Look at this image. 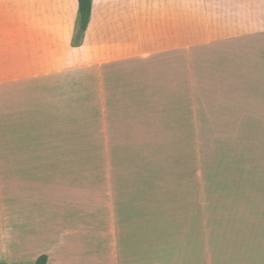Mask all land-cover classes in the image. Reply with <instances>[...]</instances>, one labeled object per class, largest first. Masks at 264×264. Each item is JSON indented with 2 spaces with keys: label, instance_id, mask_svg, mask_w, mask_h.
<instances>
[{
  "label": "crops",
  "instance_id": "0c3cea01",
  "mask_svg": "<svg viewBox=\"0 0 264 264\" xmlns=\"http://www.w3.org/2000/svg\"><path fill=\"white\" fill-rule=\"evenodd\" d=\"M76 24L77 0H0V263L264 264L249 235L264 226L260 188L243 220L224 172L44 162L120 142L142 110L166 112L156 120L181 126L183 145L186 126L215 134L257 109L264 2L93 0L75 46Z\"/></svg>",
  "mask_w": 264,
  "mask_h": 264
},
{
  "label": "rangeland",
  "instance_id": "374dc122",
  "mask_svg": "<svg viewBox=\"0 0 264 264\" xmlns=\"http://www.w3.org/2000/svg\"><path fill=\"white\" fill-rule=\"evenodd\" d=\"M241 11L243 10L238 9L239 14ZM259 46L262 48L260 52L264 50V45ZM257 71L258 75L262 74L261 80H263L260 83L261 86L256 85L254 89V103L258 110L231 112L228 123L219 127L215 134L207 127L186 126L182 145L181 126L173 125L162 119L156 120L159 115L164 117L166 112L148 113L142 110L134 113L135 117L133 113L127 116L125 119L127 128L122 130L119 138H115L120 142L100 143L97 141L101 138L95 137L92 143L69 145L68 148L71 151H66L80 155L76 158L46 160L44 161L45 166L184 167V169L224 172L215 177L216 182L219 179L216 184L223 185V187L242 185L240 186L242 194L239 199L241 206L236 208L238 212L236 217L244 220L247 214L252 216L256 212L257 205L254 196H256L257 188L263 190L260 204L264 208V62L260 67L257 66L255 72ZM62 122H70V120L63 119ZM110 140L114 139L110 138ZM182 149H184V161L181 159ZM8 150H11L10 144ZM181 170L183 169L170 171ZM242 197H246V206H242L244 203ZM260 222L264 224V219ZM235 224L236 221L227 224L228 227L224 230H230ZM253 227L261 229V233L252 228L253 234L249 235L254 239L255 245L259 243L264 246V226L253 223Z\"/></svg>",
  "mask_w": 264,
  "mask_h": 264
},
{
  "label": "trees",
  "instance_id": "16d2710c",
  "mask_svg": "<svg viewBox=\"0 0 264 264\" xmlns=\"http://www.w3.org/2000/svg\"><path fill=\"white\" fill-rule=\"evenodd\" d=\"M261 1L264 2V0ZM92 4H93V0H77V24H76L77 30L73 38V45L75 46L81 43L83 39L84 33L89 24ZM47 150H55V149L50 147ZM62 150H71V149H67L66 146V148ZM139 168H156V167H139ZM34 264H47V256L46 255L40 256Z\"/></svg>",
  "mask_w": 264,
  "mask_h": 264
},
{
  "label": "bare ground",
  "instance_id": "6f19581e",
  "mask_svg": "<svg viewBox=\"0 0 264 264\" xmlns=\"http://www.w3.org/2000/svg\"><path fill=\"white\" fill-rule=\"evenodd\" d=\"M257 47H258V46H257ZM255 98H256V97H255ZM263 100H264V99H263ZM263 100H262V101H263ZM256 101H258V99H257ZM260 106H261V105H260ZM261 110H262V109H261ZM263 110H264V108H263ZM258 200H260V199H257V202H259ZM257 204H258V203H257ZM255 215H256V214H255ZM259 220H260V219H259ZM259 220H258V221H259ZM255 224H256V223H255ZM256 229H257V228H256Z\"/></svg>",
  "mask_w": 264,
  "mask_h": 264
}]
</instances>
